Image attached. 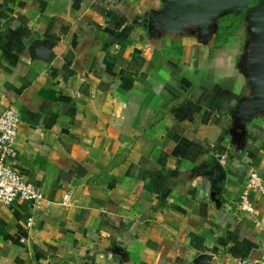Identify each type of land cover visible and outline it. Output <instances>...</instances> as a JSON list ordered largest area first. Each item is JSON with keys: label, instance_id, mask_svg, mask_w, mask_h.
<instances>
[{"label": "crops", "instance_id": "crops-1", "mask_svg": "<svg viewBox=\"0 0 264 264\" xmlns=\"http://www.w3.org/2000/svg\"><path fill=\"white\" fill-rule=\"evenodd\" d=\"M11 104L15 166L43 199L0 203V264L264 251V190L251 214L228 207L251 170L264 187V0H0Z\"/></svg>", "mask_w": 264, "mask_h": 264}, {"label": "built area", "instance_id": "built-area-1", "mask_svg": "<svg viewBox=\"0 0 264 264\" xmlns=\"http://www.w3.org/2000/svg\"><path fill=\"white\" fill-rule=\"evenodd\" d=\"M20 121L19 110L9 105L0 111V203L8 205L16 198L30 202L31 210L36 211L43 199L40 189L21 173L15 166V141ZM261 177L255 170H251L245 182V187L239 196L228 203L229 209L234 213H253L255 211L251 200L253 191H263ZM70 199L68 193L64 194L61 203L66 205ZM26 226L33 225V218L25 221ZM235 264H264V251L255 260L238 258Z\"/></svg>", "mask_w": 264, "mask_h": 264}, {"label": "rangeland", "instance_id": "rangeland-1", "mask_svg": "<svg viewBox=\"0 0 264 264\" xmlns=\"http://www.w3.org/2000/svg\"><path fill=\"white\" fill-rule=\"evenodd\" d=\"M240 17L238 18V19H236V21L235 22H240ZM238 26V25H237ZM238 29H239V27H237Z\"/></svg>", "mask_w": 264, "mask_h": 264}]
</instances>
